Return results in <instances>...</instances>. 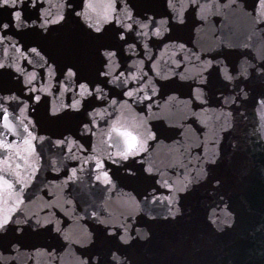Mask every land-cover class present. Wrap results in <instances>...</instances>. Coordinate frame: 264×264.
Wrapping results in <instances>:
<instances>
[{
    "label": "water",
    "instance_id": "1",
    "mask_svg": "<svg viewBox=\"0 0 264 264\" xmlns=\"http://www.w3.org/2000/svg\"><path fill=\"white\" fill-rule=\"evenodd\" d=\"M0 264H264V0H0Z\"/></svg>",
    "mask_w": 264,
    "mask_h": 264
},
{
    "label": "clouds",
    "instance_id": "2",
    "mask_svg": "<svg viewBox=\"0 0 264 264\" xmlns=\"http://www.w3.org/2000/svg\"><path fill=\"white\" fill-rule=\"evenodd\" d=\"M129 15H131V13H129ZM17 17H19V13H17ZM108 18L110 19L111 17L109 16Z\"/></svg>",
    "mask_w": 264,
    "mask_h": 264
}]
</instances>
